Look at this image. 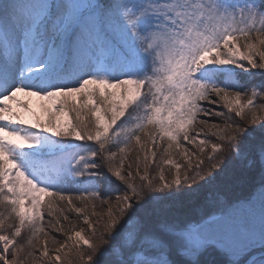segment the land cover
I'll return each instance as SVG.
<instances>
[{"label":"snow or ice","instance_id":"1","mask_svg":"<svg viewBox=\"0 0 264 264\" xmlns=\"http://www.w3.org/2000/svg\"><path fill=\"white\" fill-rule=\"evenodd\" d=\"M0 264H264V0H0Z\"/></svg>","mask_w":264,"mask_h":264},{"label":"trees","instance_id":"2","mask_svg":"<svg viewBox=\"0 0 264 264\" xmlns=\"http://www.w3.org/2000/svg\"><path fill=\"white\" fill-rule=\"evenodd\" d=\"M134 158L135 154H132L130 160H134ZM253 177L258 179V173L247 172L242 169L239 163L234 162L229 165L225 174L217 181V188L221 192L226 193V195L232 199L240 198L245 195L248 185ZM97 210H99V208ZM210 210L207 192L201 193L199 196L192 198V200L184 207V213L189 218H195L203 212ZM72 218L75 219V214L72 215ZM208 259L214 258L208 257Z\"/></svg>","mask_w":264,"mask_h":264},{"label":"rangeland","instance_id":"3","mask_svg":"<svg viewBox=\"0 0 264 264\" xmlns=\"http://www.w3.org/2000/svg\"><path fill=\"white\" fill-rule=\"evenodd\" d=\"M257 82H258V80H257ZM202 200V199H201ZM207 202V201H206ZM97 211H102V209H99V210H97Z\"/></svg>","mask_w":264,"mask_h":264}]
</instances>
